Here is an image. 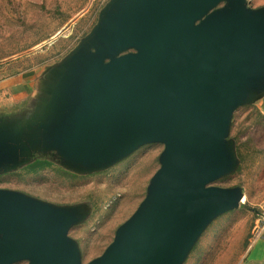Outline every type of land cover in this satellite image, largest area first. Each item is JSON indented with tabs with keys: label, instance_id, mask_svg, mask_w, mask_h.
Here are the masks:
<instances>
[{
	"label": "water",
	"instance_id": "95a60500",
	"mask_svg": "<svg viewBox=\"0 0 264 264\" xmlns=\"http://www.w3.org/2000/svg\"><path fill=\"white\" fill-rule=\"evenodd\" d=\"M264 94V6L247 0H110L50 71L29 117L0 119V175L37 158L89 175L163 146L143 200L82 263L69 231L85 204L0 188V264H184L239 207L234 112Z\"/></svg>",
	"mask_w": 264,
	"mask_h": 264
},
{
	"label": "rangeland",
	"instance_id": "374dc122",
	"mask_svg": "<svg viewBox=\"0 0 264 264\" xmlns=\"http://www.w3.org/2000/svg\"><path fill=\"white\" fill-rule=\"evenodd\" d=\"M109 1L0 0V83L22 74H31L35 83L32 101L7 109L0 101V119L31 116L51 69L89 34ZM247 1L251 8L264 6V0ZM229 138L238 168L212 185L238 186L243 199L206 228L184 264H238L247 239L264 225V94L234 112ZM162 149L160 144L146 145L108 170L89 175L55 164L35 173L20 168L1 174L0 188L56 205H87L86 220L68 233L79 246L82 263H87L102 254L143 200Z\"/></svg>",
	"mask_w": 264,
	"mask_h": 264
},
{
	"label": "crops",
	"instance_id": "0c3cea01",
	"mask_svg": "<svg viewBox=\"0 0 264 264\" xmlns=\"http://www.w3.org/2000/svg\"><path fill=\"white\" fill-rule=\"evenodd\" d=\"M21 76H18L17 80L11 78L0 83V101H2L1 105L6 107L4 109H7L11 104H20L26 99L27 102L32 101V98L35 97V83L31 80V74H25L24 78ZM238 264H264V229L258 236L252 234L247 239L246 247Z\"/></svg>",
	"mask_w": 264,
	"mask_h": 264
},
{
	"label": "trees",
	"instance_id": "16d2710c",
	"mask_svg": "<svg viewBox=\"0 0 264 264\" xmlns=\"http://www.w3.org/2000/svg\"><path fill=\"white\" fill-rule=\"evenodd\" d=\"M52 165H54V163L48 159L37 158L33 160L31 163L25 165L22 168V170H24L27 173H35L42 169L50 168Z\"/></svg>",
	"mask_w": 264,
	"mask_h": 264
},
{
	"label": "built area",
	"instance_id": "2783aa9c",
	"mask_svg": "<svg viewBox=\"0 0 264 264\" xmlns=\"http://www.w3.org/2000/svg\"><path fill=\"white\" fill-rule=\"evenodd\" d=\"M263 229H264V225L260 226L259 228H256L252 234L254 236H258L262 232Z\"/></svg>",
	"mask_w": 264,
	"mask_h": 264
},
{
	"label": "flooded vegetation",
	"instance_id": "af4514ba",
	"mask_svg": "<svg viewBox=\"0 0 264 264\" xmlns=\"http://www.w3.org/2000/svg\"><path fill=\"white\" fill-rule=\"evenodd\" d=\"M17 264V263H16Z\"/></svg>",
	"mask_w": 264,
	"mask_h": 264
}]
</instances>
